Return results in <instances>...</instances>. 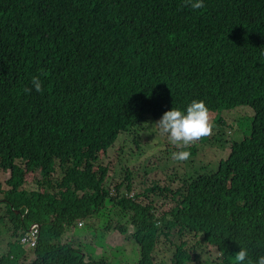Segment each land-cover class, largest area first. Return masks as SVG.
I'll return each mask as SVG.
<instances>
[{
  "label": "trees",
  "instance_id": "obj_1",
  "mask_svg": "<svg viewBox=\"0 0 264 264\" xmlns=\"http://www.w3.org/2000/svg\"><path fill=\"white\" fill-rule=\"evenodd\" d=\"M203 3L0 0V168L10 172L7 188L0 182V226L6 217L11 239L41 226L29 259L19 262L24 252L13 251L14 241L0 264H163L152 256L161 237L174 255L186 250L171 264L199 258L208 244L220 264H237L240 248L244 264L264 255V0ZM34 76L42 91L26 93ZM193 100L205 102L219 128L234 129L231 155L217 170H170L151 190L172 196L167 212L140 201L145 193L106 189L102 146L172 107L186 112ZM179 150L191 160L198 144ZM58 166L68 176L57 190ZM34 170L43 179L38 191H20ZM168 181L179 184L175 192ZM81 222L125 235L114 260L104 242L89 257L61 241Z\"/></svg>",
  "mask_w": 264,
  "mask_h": 264
},
{
  "label": "rangeland",
  "instance_id": "obj_2",
  "mask_svg": "<svg viewBox=\"0 0 264 264\" xmlns=\"http://www.w3.org/2000/svg\"><path fill=\"white\" fill-rule=\"evenodd\" d=\"M251 116L252 111L250 112ZM215 117L214 115H210V122L213 125L212 134L196 142L198 144V155L196 158L184 162H177L172 159V152L179 151V149L169 142L165 134L160 132L156 125L158 120L148 119L142 127L113 137L111 141H107L102 146L103 151L100 153L98 161V163L110 167L109 175L105 179V188L114 191L116 186L120 185V191H117V193L114 192V194L116 196L118 194L121 197H134L137 194L145 193V195H142L140 201H154V205L158 210L157 212H167L175 204V202L171 201L172 196L161 193V195L165 196L160 197L159 195L151 193V190L155 186H162L164 182H167V175L172 172L170 170L173 168H184L193 174V171H196L198 168L200 173L211 174L217 170L219 162L228 156L231 146L236 141L230 137L234 129L230 127L219 128L216 122L218 118L215 119ZM128 175L130 177L129 179H127ZM172 175H174L173 172ZM52 176L56 181V189L58 190L60 183L68 175L58 166ZM8 177H10V172L0 168V182L4 189L7 188L5 182ZM39 179L43 181L38 171H28L25 175L24 183L20 185V190L23 192L27 190L38 191L40 185L37 181ZM173 183L168 181V185H171V191L175 192L179 184ZM3 197L4 194L0 193V200ZM160 198L164 201L159 202ZM3 205L0 202V216H5ZM103 214L105 219L100 220L106 222V217L109 213L104 211ZM159 215L161 213L157 214V216ZM3 222L0 226V256L7 254L9 248L8 243L16 242L18 237L16 236L11 239L9 221L5 217ZM89 228L95 231L93 232ZM78 229H82V231L78 233ZM100 230L93 225H87L86 227L84 223H80L76 229L74 228L66 232L62 236L61 241L64 243L72 241L76 248L83 250L84 254L89 257L91 255H100L103 247H98L104 242L106 245H109V254L111 259L114 260L112 256L113 252L116 251L114 248L126 243V237L119 231L103 232V230ZM171 238L178 240V237L174 235ZM130 244L132 243L130 242ZM12 249L15 252H24V256L19 259V262H22L25 258L29 259L33 254L32 250L20 246L19 243L16 245L13 244ZM174 250V246L170 245L168 240L161 237L152 256L157 262L165 261L163 264H171L172 261L176 260L177 255L182 256V259L186 257V250L179 249L176 255H174ZM188 254L191 255L190 253ZM220 255L215 245L208 244L204 250L199 251V258L193 259L190 257L189 259H184L182 264H220Z\"/></svg>",
  "mask_w": 264,
  "mask_h": 264
},
{
  "label": "clouds",
  "instance_id": "obj_3",
  "mask_svg": "<svg viewBox=\"0 0 264 264\" xmlns=\"http://www.w3.org/2000/svg\"><path fill=\"white\" fill-rule=\"evenodd\" d=\"M183 3L184 6H188L193 10L201 9L204 7L203 0H183ZM31 84H32V88L24 89L26 93H30L33 90V88L37 92L42 91V82L39 79V77H35V76L32 77ZM156 125L158 126L160 132L162 134H165L169 142L172 145H174L177 149L187 148L191 144L199 141L200 139L211 135L213 131V125L210 122L209 109L207 108L203 100H193L187 106L186 112L178 108L172 107L171 110H168L163 113L162 117L156 122ZM230 155H231V149L226 158H228ZM171 156L172 159L177 162H184L190 158L191 153L190 151L187 150H179V151H173ZM16 213H18V210H16ZM33 225H38L39 228H41L39 224H33ZM20 236L22 235H19L17 237L18 243ZM134 243L137 244L135 240ZM117 247L114 248V250H116ZM106 248L107 250H109V245H106ZM30 250L33 251L34 249H30ZM247 256H248L247 250L244 248H240V251L235 254V260L237 264H244ZM255 264H264V255L259 256Z\"/></svg>",
  "mask_w": 264,
  "mask_h": 264
},
{
  "label": "built area",
  "instance_id": "obj_4",
  "mask_svg": "<svg viewBox=\"0 0 264 264\" xmlns=\"http://www.w3.org/2000/svg\"><path fill=\"white\" fill-rule=\"evenodd\" d=\"M40 237V228L38 225H33L31 230H28L19 237V243L29 249H35L38 246Z\"/></svg>",
  "mask_w": 264,
  "mask_h": 264
},
{
  "label": "water",
  "instance_id": "obj_5",
  "mask_svg": "<svg viewBox=\"0 0 264 264\" xmlns=\"http://www.w3.org/2000/svg\"><path fill=\"white\" fill-rule=\"evenodd\" d=\"M31 228H32V226L30 227V229H31ZM30 229H29V230H30Z\"/></svg>",
  "mask_w": 264,
  "mask_h": 264
}]
</instances>
